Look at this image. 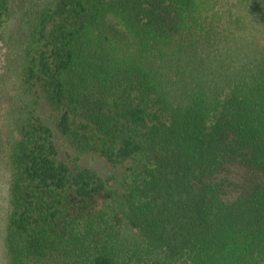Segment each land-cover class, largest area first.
<instances>
[{
    "label": "trees",
    "instance_id": "obj_1",
    "mask_svg": "<svg viewBox=\"0 0 264 264\" xmlns=\"http://www.w3.org/2000/svg\"><path fill=\"white\" fill-rule=\"evenodd\" d=\"M35 33L24 80L60 134L131 165L111 189L26 119L9 264H264V0H55Z\"/></svg>",
    "mask_w": 264,
    "mask_h": 264
},
{
    "label": "rangeland",
    "instance_id": "obj_2",
    "mask_svg": "<svg viewBox=\"0 0 264 264\" xmlns=\"http://www.w3.org/2000/svg\"><path fill=\"white\" fill-rule=\"evenodd\" d=\"M54 3L55 0H25L19 12H14L0 26V264H9L5 234L13 172L11 154L13 144L20 138L19 127L26 119L39 118L52 129L61 161L70 160L74 164L76 161L82 167L94 169L111 189L120 191V184L124 182L131 165L129 160L110 161L98 153H77L58 131L56 114L46 103L38 83H26L24 80L26 67L37 57L41 47L36 38L35 25L40 13L50 10ZM235 11L233 14L239 17L236 27L242 30V33L238 32V37H245L244 15ZM250 11L255 13V10ZM227 19L231 20V14Z\"/></svg>",
    "mask_w": 264,
    "mask_h": 264
}]
</instances>
